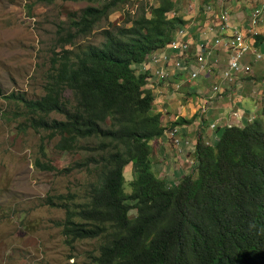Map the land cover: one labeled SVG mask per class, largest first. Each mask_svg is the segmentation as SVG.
<instances>
[{
  "label": "trees",
  "instance_id": "1",
  "mask_svg": "<svg viewBox=\"0 0 264 264\" xmlns=\"http://www.w3.org/2000/svg\"><path fill=\"white\" fill-rule=\"evenodd\" d=\"M85 1L103 5L68 13L71 23L59 31L44 94L5 95L0 87V97L22 106L23 129L42 134L43 156L50 157L47 144L54 139L63 153L93 151L88 162L64 168L37 159L43 169L61 174L94 164L82 190L47 202L65 209L61 226L67 240H97L93 264H264V101L253 122L227 124L214 141L203 132L208 120L202 116L197 165L169 186L155 168L167 127L163 114L154 111L151 74L136 65L165 49L178 26L187 24L180 0L141 3L123 25L110 22L100 44L75 52L80 37L128 0ZM254 40L260 47L264 34ZM191 123L182 117L174 125ZM81 139L91 141L81 147ZM128 165L137 174L132 179L125 173Z\"/></svg>",
  "mask_w": 264,
  "mask_h": 264
},
{
  "label": "rangeland",
  "instance_id": "2",
  "mask_svg": "<svg viewBox=\"0 0 264 264\" xmlns=\"http://www.w3.org/2000/svg\"><path fill=\"white\" fill-rule=\"evenodd\" d=\"M156 1L128 0L121 4L108 19L96 26L93 33L80 37L74 51L88 44H100L104 40L102 31L109 27L110 22L123 25L127 21L128 11L133 15L141 3L147 5ZM187 1L181 2L179 13L187 23H192L193 17H196L201 24L200 20L206 19L204 4L201 7L196 4V8H191ZM91 4L103 5L101 2L90 3L85 0H57L54 3L42 0H0V87L5 95L15 92L23 93L29 98H38L44 94L47 71L52 66L56 46L61 42L59 31L71 23L68 13H79ZM63 51L64 49L57 53L61 54ZM160 65L163 66V63ZM192 66L196 68L195 64ZM237 86L241 89L239 95L246 94L241 83ZM258 91L259 89H255L254 95ZM211 95L218 97L219 101L224 97L218 93ZM246 97H249V101L253 99L251 93L245 95L244 99ZM234 98L235 95H232L231 99ZM241 103L227 106L233 111V119L239 117L236 112L240 115L245 112L243 116L250 117L249 124L260 116V112L258 115L255 111L256 116H253L243 110ZM262 104L263 102H258L259 107ZM211 105L206 102L204 110L201 106L204 119L210 125L222 124L223 121L214 119L209 113ZM21 108L12 99L0 97V264H93L94 255L98 254L99 242L84 239L71 244L61 226L65 209L47 202L50 196L56 198L82 190L93 178L94 164L90 163L88 169L74 170L71 174L47 171L37 164V159L42 156L43 160L50 159L57 167L64 168L74 162H88L93 151L81 148L78 153H63L55 147L57 139H54L47 144L50 157L43 156L42 134L32 128L23 129L24 116ZM216 127L208 129L207 134L214 135L212 139H216L218 134ZM90 141L91 139H81L78 145L85 147ZM195 146L196 141L191 144L194 152ZM158 161L157 170L161 173L159 176L167 172L166 168L172 172L180 169L166 155H162ZM170 164L173 167L168 166ZM127 169V179L137 175L132 165H128ZM179 179L180 176L172 177L174 181H170L168 185L174 186ZM127 189L131 191L129 186ZM134 214L136 213L133 212Z\"/></svg>",
  "mask_w": 264,
  "mask_h": 264
},
{
  "label": "crops",
  "instance_id": "3",
  "mask_svg": "<svg viewBox=\"0 0 264 264\" xmlns=\"http://www.w3.org/2000/svg\"><path fill=\"white\" fill-rule=\"evenodd\" d=\"M182 1L184 0H180L177 5L178 10L181 9L180 5ZM263 3L264 0L187 1V4H190L189 6L191 8H196V4L199 5L198 7H201L204 4V13L206 15V19L204 21L200 20L201 24L203 23L202 25H205L212 21L217 24L219 21L218 16L222 13V11H228L230 14V26L223 30L222 26L219 25L218 28L221 34H231L236 30H242L246 33H249L251 12L255 7ZM209 5L212 7L211 10H207V7ZM193 18L194 19L191 22L195 23L197 26V31L194 34L199 35V26L201 24L196 20V17ZM257 30L259 34H264V21L260 24V26H258ZM195 38L197 39V42L203 40V37ZM214 40L215 39L213 37V39L210 40V43L213 44L215 42ZM162 51H156L152 53L151 58L147 62L136 66L141 71L149 72L151 74L150 85L152 86L153 91L157 97L154 111L163 114L164 125L167 127L164 135L160 140L159 158L162 155H166L170 161H173L180 167L179 170H174L173 172L169 168L165 169L167 170V172H164V175H162L161 177L166 178L167 183H170V181H174L172 180V177L180 176L181 179L183 176L191 173L197 165V159L195 156V152L192 150L191 144L196 141L198 135V126L200 124H203L204 116L202 114L203 112H201L202 110L200 111V108L202 106L204 110V105L206 102H208V105L212 104L209 112L212 114V117L214 119L223 121V123L220 125L217 123V129H223L227 124L245 125L249 122L250 117H243L242 119L234 117L233 119V111H230V108H228L227 106L231 107V105H233L234 103L243 102L241 103V107L243 110H246L248 113L253 114V116H256L254 115L256 111V114L258 113L259 115L261 107L258 106V102L264 101V56L261 59H258L255 52H261L264 55V42L260 47H256L254 44V52L252 51L250 54L245 56L243 60L244 67L250 66L251 70L242 71L236 77V79L232 81H228L223 77L222 70L228 65V53L223 47H217L214 50V56L221 59V64L213 69L215 73L213 74V71L211 73H205L203 76L196 80H190L188 73L177 74L174 77H171V79L168 81L159 79L156 76L157 69L164 66L166 68L169 66L171 69H173L174 64L178 59V57L175 56L169 63L161 61L158 62L154 59L155 55L161 54ZM165 51L167 53L173 54V51L175 50L167 48ZM161 63H163V66L160 65ZM178 83L181 84L180 88H178ZM240 83L243 85V89L246 94L239 95L241 89H239L237 85H239ZM215 84L221 85L222 91L218 94L220 96L223 95L224 97L220 98L222 99L220 101L218 97H214L215 95H211L212 93L215 94L213 91V87L215 86ZM255 89H259L258 94L256 95H254ZM248 93H251V98H253L250 101L248 100L249 97H246V99H244L245 95H247ZM232 95H235V100L231 99ZM182 117H184L185 119H190L192 123L184 125H174V123ZM209 128H212V126L208 121L207 128L204 127L205 131L203 132L207 134ZM175 129L177 130L178 136L183 139V143L180 146L176 144L174 136L171 134ZM218 135L219 133L216 135V138L218 137ZM213 136V134H210L211 139L213 138ZM212 140L214 141L215 139ZM168 166L173 167L172 164ZM126 171L128 174L129 171L127 167ZM157 172L159 175H161L158 170ZM179 180H177L174 186L178 184Z\"/></svg>",
  "mask_w": 264,
  "mask_h": 264
},
{
  "label": "built area",
  "instance_id": "4",
  "mask_svg": "<svg viewBox=\"0 0 264 264\" xmlns=\"http://www.w3.org/2000/svg\"><path fill=\"white\" fill-rule=\"evenodd\" d=\"M211 9L212 7L209 5L207 10ZM218 18L217 24L212 21L200 28L199 37H203V40L198 42L194 39V29L197 27L195 24L180 26L175 39L165 48V50L167 48L175 50L173 54L164 50L161 54H156L154 58L157 61L159 58V61L169 63L173 57L177 56V62L173 69L169 66L158 68L156 76L168 81L177 74L188 73L190 80H196L205 73H211L216 66L221 64V59L214 56V50L217 47H223L228 53V65L222 70L226 80L232 81L242 71H250L251 67H244L243 60L249 52L254 50V35L259 34L257 28L264 21V3L252 10L249 33L236 30L231 34H221L218 26L221 25L223 30L229 27L230 14L223 10ZM213 37L215 42L211 44L210 40ZM255 53L258 59L264 56L261 52ZM193 64L196 65V68H193ZM180 86L181 84L178 83V88ZM213 91L215 93L221 92V86L215 85ZM236 114L239 118L243 117V114L240 115L239 112ZM216 126L217 124H212L213 128ZM171 134L174 136L176 144L182 145L183 139L178 136L177 130H173Z\"/></svg>",
  "mask_w": 264,
  "mask_h": 264
},
{
  "label": "clouds",
  "instance_id": "5",
  "mask_svg": "<svg viewBox=\"0 0 264 264\" xmlns=\"http://www.w3.org/2000/svg\"><path fill=\"white\" fill-rule=\"evenodd\" d=\"M190 24H195V23H187V24H182V25H190ZM182 25H180V26H182ZM195 25H196V24H195ZM180 26H178V28H179ZM203 26H204V25H202V27H203ZM199 30H200V27H199ZM177 31H178V30H177ZM196 31H197V27H195V29H194V33H195ZM176 35H177V34H176ZM195 36H196V35L194 34V39H195V41H197V39L195 38ZM175 37H176V36H175ZM174 39H175V38H174ZM162 50H165V49H162ZM155 52H156V51H155ZM153 53H154V52H153ZM150 58H151V55H150L149 59H150ZM149 59H148V60H149ZM148 60H147V61H148ZM147 61H146V62H147ZM144 63H145V62H144ZM215 85H218V84H215ZM220 86H221V85H220ZM213 88H214V87H213ZM214 93H215V92H214ZM204 106H205V105H204ZM243 115H245V112L243 113ZM243 117H244V116H243ZM243 117H242V118H243ZM238 118H239V117H238ZM242 118H239V119H242ZM211 126H212V125H211ZM212 128H213V127H212Z\"/></svg>",
  "mask_w": 264,
  "mask_h": 264
}]
</instances>
